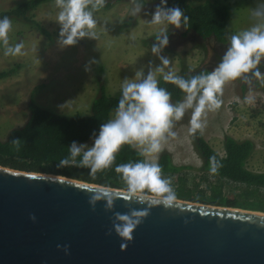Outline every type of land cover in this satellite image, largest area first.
Segmentation results:
<instances>
[{
  "label": "rangeland",
  "instance_id": "obj_1",
  "mask_svg": "<svg viewBox=\"0 0 264 264\" xmlns=\"http://www.w3.org/2000/svg\"><path fill=\"white\" fill-rule=\"evenodd\" d=\"M24 1L0 0V11ZM158 1L145 0L141 12L132 15L130 4L104 0V4L115 3L94 12L96 38L85 37L75 45L63 48L57 43L59 25L55 22L58 12L55 0L42 3L28 13L48 34L38 31L31 22L9 18L8 42L10 45L22 42L23 48L22 54L4 55L0 45V72L11 71L0 79V141L23 126L28 118L30 101L56 115L84 116L89 113L101 87L107 95L120 94L123 79L133 77L141 68L147 72L149 62L153 67L160 63L151 53V45L154 36L162 30L168 32V44L161 52L170 61L165 71L179 75L204 69L211 45L223 44L226 48L230 34L250 27L253 22L250 9L255 6V0H217L229 8L225 42L218 43L213 37L202 39L192 33L183 36L182 27L149 23V10H154ZM189 1L198 4L214 0ZM93 60L95 63H91ZM157 76L159 79V74ZM242 84H246L244 88ZM220 99L221 106L202 117L206 125L195 133H199L219 155L223 154L225 136L237 141L251 140L254 151L246 168L252 172L264 171V81L256 78L250 83L242 82L240 78L229 81L223 86ZM190 115L191 110H187L180 120L174 121L172 130L176 136L169 138L156 154L157 162L166 154L171 165L176 167L172 174H162L170 178L176 196L204 198L211 194L210 187L219 186L220 194L230 200L234 198L237 207L264 212V191L249 194L241 191L242 186L210 177L202 179L205 175L192 141L194 133L187 130ZM132 147L139 152L138 148Z\"/></svg>",
  "mask_w": 264,
  "mask_h": 264
},
{
  "label": "clouds",
  "instance_id": "obj_2",
  "mask_svg": "<svg viewBox=\"0 0 264 264\" xmlns=\"http://www.w3.org/2000/svg\"><path fill=\"white\" fill-rule=\"evenodd\" d=\"M167 0H160L151 13V24H167L174 28L187 29L189 17L180 7H166ZM58 12L55 22L59 25L58 45H75L82 38H96L93 31L97 24L94 12L103 7L104 0H55ZM143 3L134 0L131 14L141 12ZM251 26L228 36V44L219 62L208 71H201L189 78L165 71L169 65L168 57L161 55L168 44V32H159L151 45V53L160 63L153 67L149 62L148 70H136L133 77L122 80L120 96L111 116L90 136V142L72 140L67 144L66 155L56 164L57 168L76 166L87 168L90 173L107 169L113 165L116 153L122 145L135 146L143 159L116 164L114 171L120 179L129 199L145 204L142 209L129 208L127 212H112L116 196L107 187L91 191L89 206L95 210L97 202H104V209L112 212L109 234L115 233L123 242L133 239V232L147 216L151 206L172 207L177 199L170 178L162 175L157 162L158 154L169 138L176 136L172 130L174 121L180 120L187 110H191L188 121V133L202 130L207 112L221 106L220 94L225 83L242 78L249 82L251 78L264 81V72L259 65L264 59V0H255L250 9ZM11 21L7 16L0 17V45L4 55L22 54L23 43L10 45L8 32ZM95 63V60L91 61ZM87 65L85 71H87ZM159 79L175 85L184 94L175 103L171 93L159 86ZM250 74V75H249ZM247 99V98H246ZM19 139H13L17 144ZM220 162L215 156L209 157V171L215 173ZM29 219L35 221L32 214ZM126 246V243H121ZM59 248L60 246L57 245ZM67 254L68 246H64Z\"/></svg>",
  "mask_w": 264,
  "mask_h": 264
},
{
  "label": "water",
  "instance_id": "obj_3",
  "mask_svg": "<svg viewBox=\"0 0 264 264\" xmlns=\"http://www.w3.org/2000/svg\"><path fill=\"white\" fill-rule=\"evenodd\" d=\"M100 187L0 165V264H264L263 212L176 199L151 206L123 242L109 234L112 212L146 205L107 187L118 194L112 212L103 201L93 210Z\"/></svg>",
  "mask_w": 264,
  "mask_h": 264
},
{
  "label": "trees",
  "instance_id": "obj_4",
  "mask_svg": "<svg viewBox=\"0 0 264 264\" xmlns=\"http://www.w3.org/2000/svg\"><path fill=\"white\" fill-rule=\"evenodd\" d=\"M48 1L52 0H26L14 8L0 11V17L7 16L8 18L25 21V23L31 22L38 31L48 34L28 15L37 6ZM119 1H124L131 6H133L134 2V0H115V2ZM141 2L144 7L146 5L145 0H141ZM113 3L106 2L103 4V7H111ZM159 4L160 1L157 2L156 6ZM165 6L180 7L184 14L189 17L187 29L184 28L183 24L181 25L183 36L192 33L202 39L213 37L218 43L225 42L224 34L229 10L225 4H221L217 0L212 2L205 1L198 4H193L189 0H167ZM153 11L149 10V13ZM124 23L126 24L128 21ZM154 37L156 38V36ZM259 67L261 72H264V59H262ZM208 70L204 68L179 75L187 79L201 71ZM10 72H0V79L7 77ZM240 80L245 82L242 78ZM158 83L159 86L166 88L171 93V101L173 103L183 98L184 94L175 85L162 79H158ZM245 85L242 84L241 87L244 88ZM119 96L120 94L107 95L103 87H101L99 95L91 104L89 113L84 116L56 115L30 101L28 118L23 126L11 131L4 141H0V165L28 172L55 174L105 187L125 190L119 174L114 171L115 165L143 159L138 151L127 144L120 147L111 167L96 173H90L87 168L76 166L56 167L58 161L66 155L67 144L69 142L72 140L90 142L92 132L98 128L100 123L105 122L111 116ZM13 139H19L18 143L13 144ZM192 141L195 151L202 161L200 169L205 175L202 179L205 180V178L210 177L220 182L242 186L241 191L248 192L249 194L264 191V171L252 172L246 168V162L254 151V144L251 140L237 141L229 136H225L222 142V155L214 151L199 133L192 135ZM210 156H215L220 162V167L215 173H210L209 171ZM158 163L162 174L170 175L175 171L176 167L171 165L169 157L166 154L160 157ZM210 189L211 194L204 198L189 196L187 198L177 197V199L197 201L213 206L243 209L235 205L234 198L230 200L222 196L219 186L217 188L212 186ZM217 194L219 197H215Z\"/></svg>",
  "mask_w": 264,
  "mask_h": 264
},
{
  "label": "flooded vegetation",
  "instance_id": "obj_5",
  "mask_svg": "<svg viewBox=\"0 0 264 264\" xmlns=\"http://www.w3.org/2000/svg\"><path fill=\"white\" fill-rule=\"evenodd\" d=\"M209 49H210V52L208 54L205 68L211 70L219 62V59L222 56L225 50V47L223 46V44L222 45L219 44V46L211 45ZM251 79L250 81H252Z\"/></svg>",
  "mask_w": 264,
  "mask_h": 264
}]
</instances>
